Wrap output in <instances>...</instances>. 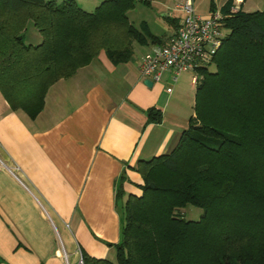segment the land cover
Here are the masks:
<instances>
[{"label":"trees","instance_id":"16d2710c","mask_svg":"<svg viewBox=\"0 0 264 264\" xmlns=\"http://www.w3.org/2000/svg\"><path fill=\"white\" fill-rule=\"evenodd\" d=\"M135 3L102 0L87 10L77 0H0V89L11 107L35 117L50 85L102 50L118 64L134 40L164 42L146 20H130ZM29 20L39 43L24 38ZM224 21L228 32L199 66L195 114L177 145L133 165L142 193L124 202L121 238L109 242L116 261L83 252L84 264H264V8ZM147 111L162 119L159 107ZM188 204L203 209L199 218L181 214Z\"/></svg>","mask_w":264,"mask_h":264},{"label":"crops","instance_id":"0c3cea01","mask_svg":"<svg viewBox=\"0 0 264 264\" xmlns=\"http://www.w3.org/2000/svg\"><path fill=\"white\" fill-rule=\"evenodd\" d=\"M245 1L232 5L243 9ZM212 3L219 7L213 0L209 11ZM181 14L163 12L169 29ZM31 34V43L41 42L39 31ZM135 42L146 50L138 55ZM156 43L134 40L133 55L118 64L102 50L52 83L35 117L12 108L0 89V264H77L83 252L116 261L109 242L121 238L124 202L142 193L133 165L171 151L195 114L186 106L193 75L173 81L165 71L152 85L141 75L140 59ZM151 106L161 109L160 121L149 120Z\"/></svg>","mask_w":264,"mask_h":264},{"label":"built area","instance_id":"2783aa9c","mask_svg":"<svg viewBox=\"0 0 264 264\" xmlns=\"http://www.w3.org/2000/svg\"><path fill=\"white\" fill-rule=\"evenodd\" d=\"M174 1L175 8L182 14L165 41L154 44L144 53L139 71L154 81L160 80L165 71H170L172 80L176 81L183 71L189 70L193 72L192 81L196 85L202 76L199 66L208 62L221 46L226 35L224 19L236 8L233 5L229 11L214 8L204 15L196 11L194 0ZM167 90L172 91L173 86L168 85ZM77 264H84L82 257Z\"/></svg>","mask_w":264,"mask_h":264},{"label":"rangeland","instance_id":"374dc122","mask_svg":"<svg viewBox=\"0 0 264 264\" xmlns=\"http://www.w3.org/2000/svg\"><path fill=\"white\" fill-rule=\"evenodd\" d=\"M213 0H194V4L196 7V11L200 14H208L210 11V4ZM216 1L217 5L219 7L216 8H222V5L220 4L224 0H214ZM238 6H241L242 0H236ZM244 1V0H243ZM81 2H84L83 4L85 6H89L92 9H95L96 5L101 3V0H82ZM135 6L134 8L130 9L129 17L130 20L135 23L139 24L142 20H147L152 28L153 31L156 33H162L164 31H167L170 28V24L163 16V12L167 9H170L175 12V14H180L181 12L175 8V1L174 0H135ZM174 8V9H173ZM243 10L246 11H253L257 9L264 8V0H246L242 6ZM237 10V9H236ZM27 32H26V40L30 42L33 40L31 38V32L38 31L36 26L34 25L33 21H30L27 25ZM171 31V29H169ZM225 32H228V28L225 29ZM32 42H35L34 40ZM134 47L137 50L138 55L142 52H144L147 48L146 44H140L138 42L134 43ZM211 69L215 68L214 64H211ZM193 72L192 71H183L180 74V81L184 79L185 77H192ZM195 92H190L188 94L189 98L187 101V109L189 111V114L194 113V100H195ZM182 211V210H181ZM203 213V209L199 206L188 204L182 211L181 214H184L187 218H193L197 219L201 216ZM116 258V257H115ZM114 258V260H116Z\"/></svg>","mask_w":264,"mask_h":264},{"label":"water","instance_id":"95a60500","mask_svg":"<svg viewBox=\"0 0 264 264\" xmlns=\"http://www.w3.org/2000/svg\"><path fill=\"white\" fill-rule=\"evenodd\" d=\"M145 82L149 85H152L154 83V80L152 78H146Z\"/></svg>","mask_w":264,"mask_h":264}]
</instances>
